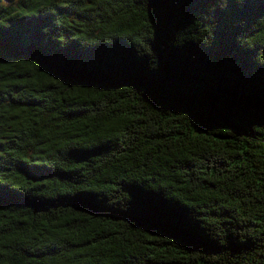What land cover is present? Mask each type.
Here are the masks:
<instances>
[{"label":"trees","instance_id":"obj_1","mask_svg":"<svg viewBox=\"0 0 264 264\" xmlns=\"http://www.w3.org/2000/svg\"><path fill=\"white\" fill-rule=\"evenodd\" d=\"M0 264H264V0H0Z\"/></svg>","mask_w":264,"mask_h":264}]
</instances>
